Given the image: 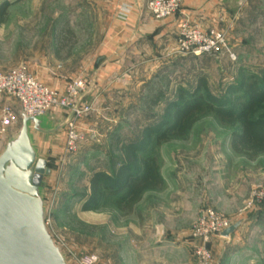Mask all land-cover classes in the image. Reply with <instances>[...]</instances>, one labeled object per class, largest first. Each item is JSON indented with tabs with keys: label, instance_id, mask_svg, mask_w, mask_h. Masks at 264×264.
Returning <instances> with one entry per match:
<instances>
[{
	"label": "rangeland",
	"instance_id": "374dc122",
	"mask_svg": "<svg viewBox=\"0 0 264 264\" xmlns=\"http://www.w3.org/2000/svg\"><path fill=\"white\" fill-rule=\"evenodd\" d=\"M9 1L6 23L0 24V72L28 66L65 78V86L84 73L88 83L75 104L89 107L88 115L79 120L73 111L55 113H74L69 124L85 135L78 151L65 152L69 124L51 145L38 139L51 169L43 184L47 226L70 264L74 256H96L98 264H199L202 241L193 235L208 211L240 224L229 238L223 231L210 237L204 245L207 264H264V155L250 161L234 153L232 131L211 116L184 140L156 145L152 139L140 150L139 156L156 158L164 186L145 192L134 213L119 210L104 191L141 171L127 146L164 117L181 89L193 93L204 77L217 104L230 106L251 75L264 76V0L242 1L239 18L230 24L224 19L218 27L227 34L235 61L226 54L176 55L130 89L126 106L120 104L124 95L122 100L116 95L113 106L92 95L100 92L92 68L103 55L111 24L119 20L117 0H4ZM160 80L165 96L148 109L142 99Z\"/></svg>",
	"mask_w": 264,
	"mask_h": 264
},
{
	"label": "built area",
	"instance_id": "2783aa9c",
	"mask_svg": "<svg viewBox=\"0 0 264 264\" xmlns=\"http://www.w3.org/2000/svg\"><path fill=\"white\" fill-rule=\"evenodd\" d=\"M135 9L134 4L122 3L119 6V20L127 22ZM145 11L156 21H165L181 13V0H147ZM227 34L218 27H204L189 18L178 21L175 45L171 50L172 55H202L226 54L232 60L236 55L229 50ZM87 82L84 73L73 82L66 83L64 89L52 88L38 80L27 68L19 67L0 72V151L3 150L8 138L18 131L21 126L20 113L29 117L44 114L67 113L73 111L77 118L83 119L90 113L89 107L75 109L78 95L86 88ZM65 90V91H63ZM19 108V110H18ZM64 148L66 154H74L79 145L85 141V135L73 123ZM86 134V133H85ZM194 232L195 239H201L197 247L196 256L199 264H207L208 253L205 244L210 237L219 234L231 226L215 213L208 211L201 216ZM75 264H98L96 256H74ZM70 263V261H68Z\"/></svg>",
	"mask_w": 264,
	"mask_h": 264
},
{
	"label": "trees",
	"instance_id": "16d2710c",
	"mask_svg": "<svg viewBox=\"0 0 264 264\" xmlns=\"http://www.w3.org/2000/svg\"><path fill=\"white\" fill-rule=\"evenodd\" d=\"M10 6L7 2L0 5V24L6 23ZM158 82L160 87L150 89L151 93L142 99L143 105L151 110L165 96L163 83L161 80ZM240 91L235 103L225 106L217 104L204 77L198 79L193 93L181 89L176 101L167 106L164 117L143 131L141 141L127 146L131 158L141 164V171L126 174L124 181L115 188L106 186V196L113 198L119 210L134 213L145 192L159 191L164 186L156 158L144 153L139 156L140 150H144L152 139L156 145L186 139L195 124L205 116L213 117L221 127L232 131L230 144L234 153L250 161L263 156L264 76L251 75Z\"/></svg>",
	"mask_w": 264,
	"mask_h": 264
},
{
	"label": "water",
	"instance_id": "95a60500",
	"mask_svg": "<svg viewBox=\"0 0 264 264\" xmlns=\"http://www.w3.org/2000/svg\"><path fill=\"white\" fill-rule=\"evenodd\" d=\"M20 117V128L0 151V264H70L47 226L43 184L51 169L38 141L51 145L74 113ZM239 224L221 236L229 238Z\"/></svg>",
	"mask_w": 264,
	"mask_h": 264
},
{
	"label": "crops",
	"instance_id": "0c3cea01",
	"mask_svg": "<svg viewBox=\"0 0 264 264\" xmlns=\"http://www.w3.org/2000/svg\"><path fill=\"white\" fill-rule=\"evenodd\" d=\"M146 1L117 0V5L128 2L134 4L135 9L131 19L126 23L114 20L104 39L103 55L98 57L103 61H96L95 68L92 66L93 79L95 78L97 82L96 92L98 89L100 91L92 94L97 103L107 106L112 102L110 104L113 106L118 103L115 101V96L120 95L121 100L124 96L126 97L121 101L122 103L120 102L122 106H126L128 98L131 97L130 89H136L137 86L145 84V74L146 76L153 74L160 71L162 65L173 62L177 56L172 55L171 50L175 45L177 25L180 19L189 18L204 27H220L224 19L227 20V24H230L239 18L241 3L244 0H181V13L165 21H156L146 13ZM3 2L4 0H0V5ZM139 62L144 70H141ZM25 68L52 88L63 89L65 86V78L55 76L56 78L53 79L46 72H39L38 69L34 71L28 66ZM152 68H156L155 71ZM136 76L138 79L132 82V78ZM104 92L109 95L102 97Z\"/></svg>",
	"mask_w": 264,
	"mask_h": 264
}]
</instances>
